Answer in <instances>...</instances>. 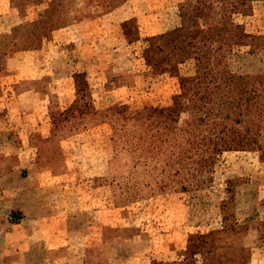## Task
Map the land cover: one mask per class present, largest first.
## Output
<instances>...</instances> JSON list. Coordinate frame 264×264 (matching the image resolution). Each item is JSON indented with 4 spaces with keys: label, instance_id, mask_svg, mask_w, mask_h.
Masks as SVG:
<instances>
[{
    "label": "rangeland",
    "instance_id": "374dc122",
    "mask_svg": "<svg viewBox=\"0 0 264 264\" xmlns=\"http://www.w3.org/2000/svg\"><path fill=\"white\" fill-rule=\"evenodd\" d=\"M195 1L0 0V264H264V0L199 94Z\"/></svg>",
    "mask_w": 264,
    "mask_h": 264
},
{
    "label": "trees",
    "instance_id": "16d2710c",
    "mask_svg": "<svg viewBox=\"0 0 264 264\" xmlns=\"http://www.w3.org/2000/svg\"><path fill=\"white\" fill-rule=\"evenodd\" d=\"M212 0H196V6L194 9L198 12H203V9H210V2ZM220 3V9L217 12H214L213 16L207 17L206 22L201 25H197L196 29L190 32H181L180 30H173L169 33L161 34L160 38L162 40L161 46L167 47V53L176 52L180 54H191L193 55V60L196 62L198 69L195 71V76L186 81L193 82L197 88L198 94L202 90V83L205 85L214 84L220 81L219 76H210L204 71V68L207 65L208 57L210 55V44L216 41H222L223 43H235L234 40L237 38L248 37L249 35H233L230 33L228 25V18L234 14L240 13V11L247 5L255 0H216ZM209 2V3H206ZM218 14V15H216ZM168 55V54H167ZM165 55V56H167ZM169 56V57H168ZM165 57V63L171 59L170 54ZM162 62V61H160ZM200 65V66H199ZM202 71L201 72H199ZM234 76H228L225 78L226 82H230ZM203 94H200L202 96ZM199 98V97H198ZM225 101V105L232 103L234 101L230 100V97H222ZM238 106H241L239 103L235 102ZM235 104V105H236ZM236 105V106H237ZM231 106V104H229ZM237 106V107H238ZM233 109H236L233 108ZM229 113H231L229 111ZM237 117L240 116V110L236 114ZM232 143L226 146V149H232L234 147H240L242 145L249 146V143L244 144L234 140ZM255 143V142H254ZM253 143V144H254ZM214 145H217L216 143ZM227 145V144H225ZM223 145V146H225ZM254 146H258L255 145Z\"/></svg>",
    "mask_w": 264,
    "mask_h": 264
}]
</instances>
